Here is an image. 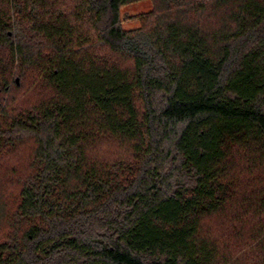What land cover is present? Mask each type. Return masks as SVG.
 <instances>
[{"label": "trees", "instance_id": "trees-1", "mask_svg": "<svg viewBox=\"0 0 264 264\" xmlns=\"http://www.w3.org/2000/svg\"><path fill=\"white\" fill-rule=\"evenodd\" d=\"M15 69L50 95L13 108ZM28 141L0 264H264V0H0V152Z\"/></svg>", "mask_w": 264, "mask_h": 264}, {"label": "rangeland", "instance_id": "rangeland-1", "mask_svg": "<svg viewBox=\"0 0 264 264\" xmlns=\"http://www.w3.org/2000/svg\"><path fill=\"white\" fill-rule=\"evenodd\" d=\"M153 10V4L149 1L126 6L122 9V18L124 28L127 30L138 29L147 22L148 14ZM3 56V55H2ZM11 87L7 94L6 102L16 109H29L50 95V91L45 84L39 81L37 72L30 70L27 72H17L16 69L9 76ZM118 148L117 145L105 144L104 152L111 154ZM120 150V149H119ZM34 144L32 141L23 143L21 146L0 152V187L1 193L10 207H15L17 197L21 188V180L27 174L32 162ZM239 175V194L238 199H242L253 190L251 178L243 170L247 164L244 157L237 161ZM250 179V181H249ZM234 206L229 213L211 217L205 221V232L209 237L217 239L220 242H226L229 246L236 244L234 239V224L230 222L234 211L239 210ZM231 216V217H230ZM248 227V226H247ZM244 228V241L248 228ZM240 243L243 240H239Z\"/></svg>", "mask_w": 264, "mask_h": 264}]
</instances>
